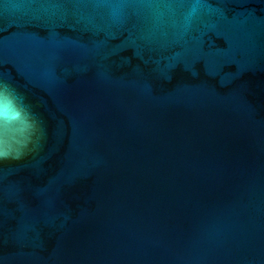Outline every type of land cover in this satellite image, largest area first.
Listing matches in <instances>:
<instances>
[{
  "label": "water",
  "instance_id": "water-1",
  "mask_svg": "<svg viewBox=\"0 0 264 264\" xmlns=\"http://www.w3.org/2000/svg\"><path fill=\"white\" fill-rule=\"evenodd\" d=\"M0 264H264V0H0Z\"/></svg>",
  "mask_w": 264,
  "mask_h": 264
}]
</instances>
